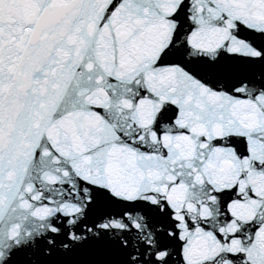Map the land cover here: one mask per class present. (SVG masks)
<instances>
[{"label": "snow or ice", "instance_id": "6c2138e0", "mask_svg": "<svg viewBox=\"0 0 264 264\" xmlns=\"http://www.w3.org/2000/svg\"><path fill=\"white\" fill-rule=\"evenodd\" d=\"M0 264H264V0H0Z\"/></svg>", "mask_w": 264, "mask_h": 264}]
</instances>
